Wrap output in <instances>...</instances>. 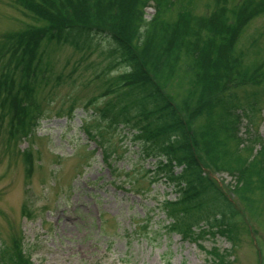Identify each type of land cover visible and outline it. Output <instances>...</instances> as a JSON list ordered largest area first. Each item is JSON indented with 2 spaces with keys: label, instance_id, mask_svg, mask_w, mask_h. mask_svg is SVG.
Instances as JSON below:
<instances>
[{
  "label": "rangeland",
  "instance_id": "rangeland-1",
  "mask_svg": "<svg viewBox=\"0 0 264 264\" xmlns=\"http://www.w3.org/2000/svg\"><path fill=\"white\" fill-rule=\"evenodd\" d=\"M159 1L150 0L145 17L159 6L158 18L174 28L224 10L229 43L221 46L233 48L245 74L217 83L237 93L238 127L226 117L232 101L222 90L198 96L201 69H176L160 83L187 124L204 168L238 211L230 235L184 239L166 228L161 203L174 190L163 179L151 181L147 170L154 159L144 157L131 135H104L108 142L96 147L79 129L83 121L97 134L83 105L102 90L93 73L107 60L48 44L53 75L48 83L37 81L34 97L43 118L36 131L32 121L15 125L8 139L14 123L0 105V241L13 247L22 264L27 258L34 264H203L214 247L226 250L231 264H264V173L257 170L264 158V78L252 81L247 74L258 63L264 69V0ZM21 5L0 0V37L44 24ZM72 100L77 107L68 119L63 115ZM241 170L258 181L250 191L253 210L233 192L239 178L230 173Z\"/></svg>",
  "mask_w": 264,
  "mask_h": 264
},
{
  "label": "trees",
  "instance_id": "trees-1",
  "mask_svg": "<svg viewBox=\"0 0 264 264\" xmlns=\"http://www.w3.org/2000/svg\"><path fill=\"white\" fill-rule=\"evenodd\" d=\"M147 1L25 0L32 15L44 24L0 40V93L6 96L4 107L12 115L14 126L24 127L30 121L33 125L40 120L42 112L34 95L40 87L37 81L45 84L52 79L48 44L70 46L82 54L98 53L107 62L95 65L94 77L102 79L104 89L88 104L104 101L89 113L94 120L91 128L103 143L108 142L104 136L107 134L131 135L144 157L154 159V167L148 170L153 173L151 181L163 179L173 185L175 192L172 199L162 203L169 219L167 229L185 239L206 232L227 238L239 217L238 211L204 168L187 124L160 83L176 69L193 73L201 69L202 89L198 96H214L222 90V95L232 101L226 117L236 120L238 127L240 114L234 109L237 93L226 84L222 89L217 84L221 79L245 76L233 48L221 46L223 41L229 43L230 26L222 18L224 10L220 15L198 18L194 25H164L158 18L163 12L150 19L144 17L142 7ZM251 67L248 77L262 80V63ZM74 109L72 100L70 118ZM260 166L257 170L264 173L263 157ZM244 173H230L239 178L233 192L248 210H253L250 191L254 185L258 187V181ZM246 185L250 188L246 189ZM0 264H20L11 246L4 243H0ZM24 264L32 263L24 259ZM203 264H231L229 253L214 247Z\"/></svg>",
  "mask_w": 264,
  "mask_h": 264
}]
</instances>
